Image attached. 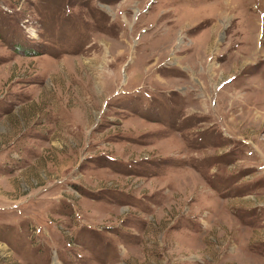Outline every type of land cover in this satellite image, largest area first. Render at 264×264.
Wrapping results in <instances>:
<instances>
[{"label": "rangeland", "instance_id": "374dc122", "mask_svg": "<svg viewBox=\"0 0 264 264\" xmlns=\"http://www.w3.org/2000/svg\"><path fill=\"white\" fill-rule=\"evenodd\" d=\"M0 264H264V0H0Z\"/></svg>", "mask_w": 264, "mask_h": 264}]
</instances>
